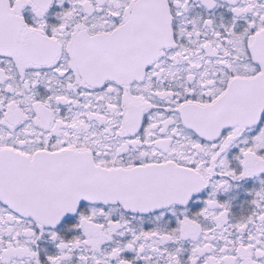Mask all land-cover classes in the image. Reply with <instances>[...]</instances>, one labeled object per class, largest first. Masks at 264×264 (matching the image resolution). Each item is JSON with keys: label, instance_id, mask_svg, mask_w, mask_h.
Here are the masks:
<instances>
[{"label": "snow or ice", "instance_id": "1", "mask_svg": "<svg viewBox=\"0 0 264 264\" xmlns=\"http://www.w3.org/2000/svg\"><path fill=\"white\" fill-rule=\"evenodd\" d=\"M225 3L0 0V264H42L45 235L47 264H264V188L237 224L216 198L264 174V0Z\"/></svg>", "mask_w": 264, "mask_h": 264}, {"label": "flooded vegetation", "instance_id": "2", "mask_svg": "<svg viewBox=\"0 0 264 264\" xmlns=\"http://www.w3.org/2000/svg\"><path fill=\"white\" fill-rule=\"evenodd\" d=\"M221 7L213 10L210 14L208 10L204 9L200 6L196 0H193V10L190 13V17L195 19L198 15L203 18H208L209 15H212L215 18V22L217 24L224 23L225 25L229 24L233 19V14L229 11V5L225 3V0H219ZM70 7L69 5H66ZM63 9L53 8L50 10L48 16L46 17L49 26H55L59 23L56 18V12L62 11ZM28 15H32L28 13ZM241 25H243L244 21H239ZM239 155L238 149H233L229 153V159L231 161V165L233 170L239 174L242 171V166L239 164V161L235 160L234 157ZM264 180V174H261L258 177L246 178L243 181L232 182V188L227 192H220L217 194V200L221 204H228L229 207V220L233 224L240 223L242 220L249 217L255 209V205L253 204V200L255 196L254 192L259 191L261 188H264V184H261V181ZM210 192V189L208 190ZM207 195L203 196L202 199H207ZM203 207V203L193 204L190 202L188 206L189 216H193L196 212L200 211ZM185 209L178 206V214L179 212H183ZM183 219V216L180 217ZM144 222L142 225H137L138 227H143L144 230H152L156 228L158 225L153 223L154 217H144ZM78 223V220L74 217H68L67 220L62 223L56 231L65 239L70 240L74 236L79 235V232L75 229L74 225ZM160 227H167L168 230L178 227L176 223V217L171 215V212L167 213L164 218V223L159 225ZM69 227L72 228L69 231ZM122 242H126V240H122ZM170 249H175L177 247H181V245H169ZM184 252L182 253L181 259L182 261H187L190 259L191 255V247L192 244L190 241H184L182 244ZM38 250L40 252L42 264H47V256L55 255L58 253V249L56 248L55 243L51 242L50 238L45 235L40 241H38ZM124 258L128 260H134V253H125ZM136 264H142L141 261H137Z\"/></svg>", "mask_w": 264, "mask_h": 264}]
</instances>
